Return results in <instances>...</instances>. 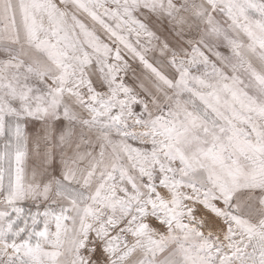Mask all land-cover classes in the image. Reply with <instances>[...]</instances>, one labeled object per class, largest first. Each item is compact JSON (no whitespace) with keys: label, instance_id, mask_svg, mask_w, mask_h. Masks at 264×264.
Masks as SVG:
<instances>
[{"label":"snow or ice","instance_id":"6c2138e0","mask_svg":"<svg viewBox=\"0 0 264 264\" xmlns=\"http://www.w3.org/2000/svg\"><path fill=\"white\" fill-rule=\"evenodd\" d=\"M0 264H264V0H0Z\"/></svg>","mask_w":264,"mask_h":264}]
</instances>
